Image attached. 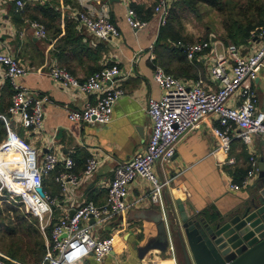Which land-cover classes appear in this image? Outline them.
I'll return each instance as SVG.
<instances>
[{
    "label": "crops",
    "instance_id": "obj_1",
    "mask_svg": "<svg viewBox=\"0 0 264 264\" xmlns=\"http://www.w3.org/2000/svg\"><path fill=\"white\" fill-rule=\"evenodd\" d=\"M156 1L25 0L23 9L16 11L15 0H0V52L14 56L28 68V73L21 80L24 85L35 94L49 98L43 107L41 128L27 130L19 122L14 124V128L37 150L39 160H42L45 152L51 151L61 159L71 156L75 162L72 172L77 176V182L70 183L66 190L55 180L56 175L64 169L61 163L43 178L46 184L42 182V188L51 199L49 218L52 221L79 204L102 202L114 176L115 165L144 151L151 132L147 101L150 96L161 95V89L153 79L157 65L187 82L202 79L211 89L218 86L210 77V67L216 54L226 53L230 41L225 42L224 38L210 33V49L188 59L184 48L180 46L178 49L179 40L186 42L179 38L183 33L173 30L168 34L159 24L154 11ZM178 2L168 0L169 13L174 10L178 14ZM127 7L135 9L137 17L146 21L145 26L133 29L128 25L125 20ZM46 10L56 17L50 19L45 16ZM80 12L107 14L117 25L120 34L107 39L94 37L81 24ZM32 18L46 23V38L33 35L28 27V20ZM194 33L189 28L184 30L186 37L196 35ZM259 44V41H247L239 43V47L241 53L245 54ZM54 64L65 67L80 80L105 66L118 65L121 75L115 84L123 87L125 92L114 103L108 123H81L68 119V109L94 103L97 94L60 87L49 75V68ZM4 72V67L0 66V75ZM254 88L259 111L264 116V64ZM11 92V86L5 79L0 89V113L7 110ZM217 125L216 115L206 116L180 137L169 160L156 164L155 175L166 182L159 192L157 203L148 197V180L137 178L131 182L127 201L132 202V206L122 214L123 220L118 215L100 227L94 226L101 235L114 236L115 244L110 254L100 262L89 254L73 264H181L179 253L187 264L181 243L172 230L168 207H173L178 223L176 198L182 203L188 202L206 218L237 212L245 198L254 191V179L239 189L231 188L230 184L240 183V177L250 166V155H254L258 162L259 152L264 149L263 135L256 134L251 142L244 143L237 136L238 129L235 128L230 149L224 152L213 133V127ZM90 156L99 159V166L91 176L84 177L83 169ZM229 158L234 163H228ZM143 209L161 212L168 246L161 250L159 244L154 245L140 257V247L157 236L156 224L138 217V210Z\"/></svg>",
    "mask_w": 264,
    "mask_h": 264
},
{
    "label": "built area",
    "instance_id": "obj_2",
    "mask_svg": "<svg viewBox=\"0 0 264 264\" xmlns=\"http://www.w3.org/2000/svg\"><path fill=\"white\" fill-rule=\"evenodd\" d=\"M25 0H15V10L20 11ZM154 11L159 24L164 25L169 14L168 0H157ZM81 24L99 39L118 36L117 25L107 14L93 15L80 12ZM125 20L133 29L145 26L146 21L137 17L134 8L127 7ZM2 13L0 11V30ZM28 27L37 38H46L47 29L37 19L28 20ZM250 42L260 44L241 53L239 45L231 42L226 53L216 54L210 67V77L218 83L216 89L207 87L202 79L187 82L157 65L153 79L161 89L159 97L150 96L146 111L151 120V132L143 152L132 155L114 167V176L107 187L105 199L100 203L87 201L79 204L72 211L52 221L51 199L43 190V178L61 163L63 171L55 180L66 190L70 183L77 182L73 174L74 159L71 156L60 158L48 151L38 158L37 150L21 136L14 124L27 129H39L42 126L43 107L49 101L47 96H39L24 85L21 80L28 73V68L14 56L0 52V66L5 72L0 75V89L3 81L11 86L10 104L5 113H0L6 128V135L0 141V204L3 202L23 203L32 216L38 218L39 228L45 236L44 262L48 264H73L91 254L102 261L114 247L113 235H101L94 228L124 214L132 202L127 201L129 185L137 178L149 181L148 197L153 203L158 202L159 192L166 182L160 181L154 173L158 162L169 160L180 137L210 114L216 115L218 125L213 133L218 138L220 148L228 152L233 131L244 142L252 141L254 135L264 136V116L259 111L257 93L254 88L259 70L264 64V28L252 34ZM185 50L186 57L193 59L210 49L208 39L193 42L178 41ZM230 64V67H228ZM49 75L60 87L80 90L84 93H96L94 103H87L78 109H68L67 117L71 121L105 124L111 120L112 108L116 100L124 94V89L115 82L120 79L117 64L105 66L80 80L65 67L54 64L49 68ZM228 163H234L229 158ZM99 159L90 156L86 160L83 176H91L99 166ZM256 158L250 155V166L240 183H231L230 187L239 189L247 186L256 174ZM16 185V188L12 186ZM19 188V190H18ZM91 219L93 220L91 222ZM52 225L50 237L46 229ZM8 260L14 264H23L14 258L0 253V264Z\"/></svg>",
    "mask_w": 264,
    "mask_h": 264
},
{
    "label": "water",
    "instance_id": "obj_3",
    "mask_svg": "<svg viewBox=\"0 0 264 264\" xmlns=\"http://www.w3.org/2000/svg\"><path fill=\"white\" fill-rule=\"evenodd\" d=\"M256 172L254 191L237 212L228 216L206 218L188 202L182 203L176 198L178 223L173 207H168L171 227L181 243L187 264H264V149L259 152ZM37 190L43 194L42 187ZM138 211V217L154 222L157 229L156 238L140 247V257L157 244L165 250L168 236L161 212Z\"/></svg>",
    "mask_w": 264,
    "mask_h": 264
},
{
    "label": "trees",
    "instance_id": "obj_4",
    "mask_svg": "<svg viewBox=\"0 0 264 264\" xmlns=\"http://www.w3.org/2000/svg\"><path fill=\"white\" fill-rule=\"evenodd\" d=\"M198 3L210 6L221 15L222 26L225 29V42L230 41L237 45L245 43L253 38L252 34H256L264 28V0H180L177 5L185 4L191 10L196 11ZM45 16L50 19L56 17L47 10ZM176 18H178V14L174 13V10L168 14L166 23L171 21V25L164 24L162 28L168 34L170 31L173 32L172 23ZM37 20L42 22L41 19ZM44 25L47 29L46 23ZM178 49H180V46H178ZM5 112L2 111L1 113ZM5 135V124L0 118V141ZM247 170L240 179L247 173ZM45 184L46 182H43V185ZM12 186L16 188L14 183H12ZM18 209L19 206L12 203L3 202L0 204V249L12 258H19L25 263L37 264L45 253V242L39 228L38 218L33 216L32 220L27 221L28 215L18 212ZM5 211H11L14 215L12 217L3 215ZM51 228L52 225L50 224L46 229L48 237H50ZM20 252L25 254L19 255ZM5 264L14 263L5 260Z\"/></svg>",
    "mask_w": 264,
    "mask_h": 264
},
{
    "label": "rangeland",
    "instance_id": "obj_5",
    "mask_svg": "<svg viewBox=\"0 0 264 264\" xmlns=\"http://www.w3.org/2000/svg\"><path fill=\"white\" fill-rule=\"evenodd\" d=\"M180 1V0H179ZM221 15L210 6L204 4V3H198L196 6V11L191 10V8L185 4L178 6V18L174 20L172 23L173 30L183 33L181 37L183 40H186L188 42L189 40L196 41L201 39H209V34L214 33V35L224 38L225 36V29L222 26L221 22ZM169 24V23H165ZM220 25V26H219ZM166 26V25H165ZM185 28H189L190 30L194 31L196 35L191 36H184V30ZM181 31V32H180ZM191 41V42H192ZM231 43V42H230ZM19 206L18 212L24 213L25 215H28V220H32L33 216L29 215L25 205L23 203H17ZM12 217L14 214L11 211H5L3 215ZM2 219V218H1ZM6 221V220H5ZM7 222V221H6ZM108 233V232H107ZM47 235V234H46ZM44 242H45V236ZM48 237V236H47ZM49 238V237H48ZM3 243V242H2ZM25 248V246H24ZM0 253H4L9 256V254L5 253L0 249ZM25 254L24 252H20L19 255ZM179 257L181 260V264H185V261L182 259V255L179 253ZM17 258V257H16ZM15 259V258H14ZM23 264H32L30 262L25 263L21 261L19 258L15 259ZM40 262L37 264H44V255H42Z\"/></svg>",
    "mask_w": 264,
    "mask_h": 264
},
{
    "label": "bare ground",
    "instance_id": "obj_6",
    "mask_svg": "<svg viewBox=\"0 0 264 264\" xmlns=\"http://www.w3.org/2000/svg\"><path fill=\"white\" fill-rule=\"evenodd\" d=\"M114 239V238H113ZM114 244H115V239H114Z\"/></svg>",
    "mask_w": 264,
    "mask_h": 264
}]
</instances>
